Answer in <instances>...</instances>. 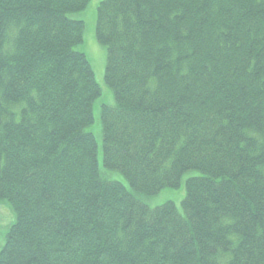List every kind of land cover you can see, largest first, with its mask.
Here are the masks:
<instances>
[{
  "label": "trees",
  "instance_id": "trees-1",
  "mask_svg": "<svg viewBox=\"0 0 264 264\" xmlns=\"http://www.w3.org/2000/svg\"><path fill=\"white\" fill-rule=\"evenodd\" d=\"M0 0V264H264V0ZM183 213L136 197L177 189Z\"/></svg>",
  "mask_w": 264,
  "mask_h": 264
},
{
  "label": "rangeland",
  "instance_id": "rangeland-1",
  "mask_svg": "<svg viewBox=\"0 0 264 264\" xmlns=\"http://www.w3.org/2000/svg\"><path fill=\"white\" fill-rule=\"evenodd\" d=\"M102 1L104 0H91L84 10L72 15L73 19L81 21L84 24L83 42L79 45L78 50L86 56L93 71L94 81L100 89V96L93 103V122L87 127L86 131L95 139L97 145V161L101 175L108 180L117 181L123 184L128 190H131L125 178L118 171L106 170L102 166L100 112L102 106H113L115 103L112 89L104 82L106 48L95 39L96 10ZM198 175H200L198 171H188L182 175L180 186L177 189H163L152 196L136 194V197L149 208H155L171 202L175 205L179 213H183L181 203L186 195V180ZM14 219L15 217L10 207L0 201V250L5 242L8 228L14 222Z\"/></svg>",
  "mask_w": 264,
  "mask_h": 264
}]
</instances>
